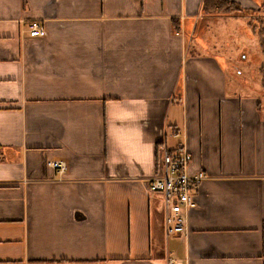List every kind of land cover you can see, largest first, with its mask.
Listing matches in <instances>:
<instances>
[{
  "label": "crops",
  "instance_id": "0c3cea01",
  "mask_svg": "<svg viewBox=\"0 0 264 264\" xmlns=\"http://www.w3.org/2000/svg\"><path fill=\"white\" fill-rule=\"evenodd\" d=\"M203 3L0 0V264H264V93L189 53ZM162 144L207 174L187 235L148 189Z\"/></svg>",
  "mask_w": 264,
  "mask_h": 264
},
{
  "label": "rangeland",
  "instance_id": "374dc122",
  "mask_svg": "<svg viewBox=\"0 0 264 264\" xmlns=\"http://www.w3.org/2000/svg\"><path fill=\"white\" fill-rule=\"evenodd\" d=\"M202 12L204 15L189 39L194 40L196 46L189 41V53L213 54L233 63L236 70L228 65L229 91L235 90L241 96L257 95L262 98L264 86L260 62L264 54L260 48L258 30L264 27L263 16L248 10L239 12L234 7ZM236 73L237 87L233 82Z\"/></svg>",
  "mask_w": 264,
  "mask_h": 264
},
{
  "label": "built area",
  "instance_id": "2783aa9c",
  "mask_svg": "<svg viewBox=\"0 0 264 264\" xmlns=\"http://www.w3.org/2000/svg\"><path fill=\"white\" fill-rule=\"evenodd\" d=\"M32 37H44L47 35L45 26L39 20H32L28 27ZM161 168L160 171L149 180L148 189L151 193L164 195L166 204V230L167 233L187 235V211L196 207L197 200L194 191L201 181L207 178L204 171L189 174L187 169L192 156L183 151L174 154L166 145H160ZM53 167L65 170L63 161H50Z\"/></svg>",
  "mask_w": 264,
  "mask_h": 264
},
{
  "label": "trees",
  "instance_id": "16d2710c",
  "mask_svg": "<svg viewBox=\"0 0 264 264\" xmlns=\"http://www.w3.org/2000/svg\"><path fill=\"white\" fill-rule=\"evenodd\" d=\"M230 7H234L237 11H242V8L234 1H228V0H204L203 3V9L209 13L215 11V9H229ZM246 11V10H244ZM257 31V29H255ZM258 34L260 37V48L262 50V53L264 54V27H261L258 30ZM260 73L263 77L262 82L264 86V58L261 62V67H260Z\"/></svg>",
  "mask_w": 264,
  "mask_h": 264
}]
</instances>
